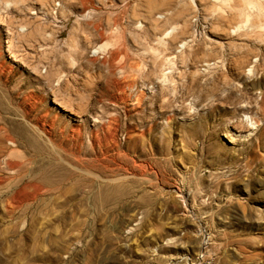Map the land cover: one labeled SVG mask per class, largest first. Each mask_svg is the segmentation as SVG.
I'll return each mask as SVG.
<instances>
[{
    "label": "rangeland",
    "instance_id": "rangeland-1",
    "mask_svg": "<svg viewBox=\"0 0 264 264\" xmlns=\"http://www.w3.org/2000/svg\"><path fill=\"white\" fill-rule=\"evenodd\" d=\"M0 264H264V0H0Z\"/></svg>",
    "mask_w": 264,
    "mask_h": 264
},
{
    "label": "built area",
    "instance_id": "built-area-1",
    "mask_svg": "<svg viewBox=\"0 0 264 264\" xmlns=\"http://www.w3.org/2000/svg\"><path fill=\"white\" fill-rule=\"evenodd\" d=\"M60 7H61V3H55L54 5L48 7L45 11L48 14H52L56 16L58 14Z\"/></svg>",
    "mask_w": 264,
    "mask_h": 264
},
{
    "label": "bare ground",
    "instance_id": "bare-ground-1",
    "mask_svg": "<svg viewBox=\"0 0 264 264\" xmlns=\"http://www.w3.org/2000/svg\"><path fill=\"white\" fill-rule=\"evenodd\" d=\"M254 6V5H253ZM257 6V5H256ZM169 34V33H168ZM100 51V50H99ZM104 51V50H103ZM257 128V126L255 125V124H253L252 126H251V131H254L255 129Z\"/></svg>",
    "mask_w": 264,
    "mask_h": 264
}]
</instances>
